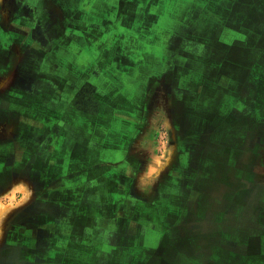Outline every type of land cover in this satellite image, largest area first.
Listing matches in <instances>:
<instances>
[{
	"label": "rangeland",
	"instance_id": "obj_1",
	"mask_svg": "<svg viewBox=\"0 0 264 264\" xmlns=\"http://www.w3.org/2000/svg\"><path fill=\"white\" fill-rule=\"evenodd\" d=\"M1 256L264 264V0H0Z\"/></svg>",
	"mask_w": 264,
	"mask_h": 264
},
{
	"label": "flooded vegetation",
	"instance_id": "obj_2",
	"mask_svg": "<svg viewBox=\"0 0 264 264\" xmlns=\"http://www.w3.org/2000/svg\"><path fill=\"white\" fill-rule=\"evenodd\" d=\"M18 1H19L20 4H22V1L24 2V0H18ZM25 1H26V0H25ZM37 2H38V0H33V3L36 4ZM36 13H39V12H36ZM50 14H51V11L43 10V12L41 13L40 17H38V18H39L40 21H42V22L45 21L46 23L48 22L49 25H51L52 21L47 19V18H49ZM158 63H159V62L156 63V66L158 65ZM159 64H160V63H159ZM8 222H9V221H8ZM8 224H9V223H8ZM9 233H10V232L7 231V235H6V238H7V239H8ZM7 259H9L8 256H1V258H0V261H2L1 264H5V261L8 262ZM24 261H26V260L24 259Z\"/></svg>",
	"mask_w": 264,
	"mask_h": 264
},
{
	"label": "crops",
	"instance_id": "obj_3",
	"mask_svg": "<svg viewBox=\"0 0 264 264\" xmlns=\"http://www.w3.org/2000/svg\"><path fill=\"white\" fill-rule=\"evenodd\" d=\"M8 221H9V220H8L7 217L4 218L3 221H2V222H3V225H4L5 223H8ZM2 222H1V225H2ZM2 235H3V236L5 235L4 229H3ZM2 242H3V241H2Z\"/></svg>",
	"mask_w": 264,
	"mask_h": 264
}]
</instances>
